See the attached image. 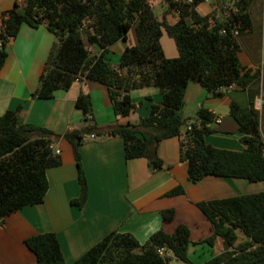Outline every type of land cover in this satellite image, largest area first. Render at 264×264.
Here are the masks:
<instances>
[{
	"label": "trees",
	"instance_id": "16d2710c",
	"mask_svg": "<svg viewBox=\"0 0 264 264\" xmlns=\"http://www.w3.org/2000/svg\"><path fill=\"white\" fill-rule=\"evenodd\" d=\"M163 1L167 11L178 13L173 24L158 19L148 0H22V6L15 2L2 13L0 69L8 54L7 43L21 24H45L56 37L32 93L36 98L50 99L56 90H67L84 78L103 84L114 114L126 117L136 107L131 90L156 86L161 92L160 103L151 105L139 123H116L106 128L91 121L90 95L79 92L74 106L81 111L84 125L62 135L73 146L80 188L78 197L70 201L72 205L82 207L87 199L88 184L78 150L86 135L120 136L126 160L145 157L152 171L162 168L157 145L181 135V128L187 125L179 110L190 80L200 83L212 97L222 96L224 88L235 85L247 92L248 105L241 107L234 101L229 105V114L242 132V150L207 143L204 135L213 131L208 125L213 115L204 107L197 110L180 141V160L187 163L188 179L192 183L206 176L264 181L261 111L255 107L258 95L264 99V70L243 65L238 56L242 39L255 31L250 12L253 0H231L234 9L222 17L215 12L222 0H216L206 15L196 10L205 0ZM132 26L137 44L126 46L113 65L107 57L109 47L126 40ZM164 32L174 40L176 57L164 54L160 43ZM91 45L100 49L98 55L91 53ZM18 110L0 115V225L11 212L43 202L48 190L46 170L61 163L50 148L55 133L31 123L18 124ZM182 193L183 186L176 185L165 195ZM195 205L210 223V234L195 244L212 247L220 237L224 246L201 264H264V190ZM160 214L163 221H171L175 209H163ZM237 231L244 236L240 242ZM190 234L189 227L180 223L171 233L158 229L140 243L128 232L113 230L71 263L64 260L54 232L31 235L24 243L34 253L36 264H170L172 258L192 264L188 256Z\"/></svg>",
	"mask_w": 264,
	"mask_h": 264
},
{
	"label": "crops",
	"instance_id": "0c3cea01",
	"mask_svg": "<svg viewBox=\"0 0 264 264\" xmlns=\"http://www.w3.org/2000/svg\"><path fill=\"white\" fill-rule=\"evenodd\" d=\"M148 1L158 19L164 18L169 24L177 21L178 13L167 11L163 0ZM15 2L0 0V29L2 13L11 9ZM17 3L23 4L22 1ZM157 3L159 11L155 10ZM215 3L216 0H205L196 10L200 15L209 14ZM164 34L160 43L165 56L176 57L178 50L174 40L163 38ZM55 43V35L45 24L31 27L23 23L17 35L7 43L8 54L0 69V115L19 107L18 124L31 123L54 132L56 136L51 145L59 150L61 160L59 165L46 170L48 190L43 202L24 206L5 216L0 225V264H36L34 253L24 243L25 238L34 234L54 232L64 260L71 263L113 230L128 232L143 243L158 229L171 233L180 223L189 227L192 219L186 213L191 212H196V220L206 224L208 230L193 241L195 243L210 234V223L196 207L197 202L242 194L241 189L263 184L264 181L216 176H206L192 183L188 179L187 163L180 160V141L185 126L181 128V135L158 143L156 152L163 165L157 171L151 170L145 157L126 160L120 136L86 135L78 150L88 184L87 199L82 207L72 205L70 201L78 197L80 188L73 146L62 135L82 127L83 115L74 106L79 92L90 95L92 113L88 117L100 128L116 123H139L148 115L151 105L160 103L161 92L156 86L131 90L130 97L136 107L126 117L114 114L103 84L84 78L74 81L67 90H56L50 99L36 98L32 93L39 85L40 74ZM135 44L137 38L132 26L126 40L109 47L107 57L116 65L123 49ZM89 50L95 55L100 53L94 45L89 46ZM238 56L243 65L256 67L243 48ZM231 101L246 107L247 92L234 85L225 89L222 96L212 97L200 83L190 80L179 113L187 118L188 125L195 120L200 107L206 108L213 115L208 123L213 131L204 135L205 141L218 148L242 150L244 145L239 140L242 132L229 114ZM176 185L183 186L184 193L166 196L165 193ZM167 208L175 209L171 221H163L160 214ZM216 243L221 244L222 239L217 237L214 245Z\"/></svg>",
	"mask_w": 264,
	"mask_h": 264
},
{
	"label": "rangeland",
	"instance_id": "374dc122",
	"mask_svg": "<svg viewBox=\"0 0 264 264\" xmlns=\"http://www.w3.org/2000/svg\"><path fill=\"white\" fill-rule=\"evenodd\" d=\"M159 3L155 5V10L159 11ZM218 9V10H217ZM216 14L220 15L221 17L225 15L228 11H230L233 8V2L231 0H222L221 3L217 6ZM219 11V12H218ZM250 12L253 18V25H254V32L251 34H248L245 36V41L242 39L243 44V50L248 53L251 60L256 65L255 68L260 67L264 70V48H263V41H264V0H253L251 6H250ZM218 15V16H219ZM163 38L169 39L173 41L171 37L164 34ZM258 47V49H257ZM258 53V54H257ZM114 58H112V61ZM258 60V64L255 62ZM263 74V71H262ZM190 103H187V106H189ZM264 99L261 97V94L257 96L255 101V107L261 111L260 114V130L262 134V138L264 140V109L263 108ZM189 115H192L190 113ZM193 116V115H192ZM84 123L82 122L81 126H83ZM262 183V182H260ZM252 185V184H250ZM256 185V184H254ZM247 189H241V193H253L257 192L259 190H264V182L263 184H259V186H250L246 187ZM200 215H202L199 212ZM186 215L191 216L192 222H190L189 229L191 233V242L188 246V256L192 262V264H201L205 261H207L211 255L218 254L221 252L224 248L223 242L221 244L216 243L214 246L210 247L207 243H193V241L198 240L202 234H207V228L206 224L202 225L200 223V220H196V212L186 213ZM203 216V215H202ZM238 234V240L237 242H240L244 239V236L240 231H237ZM200 241V240H199ZM168 255L169 252H167ZM170 264H189L184 263L182 261H179L175 258H172L170 261Z\"/></svg>",
	"mask_w": 264,
	"mask_h": 264
},
{
	"label": "built area",
	"instance_id": "2783aa9c",
	"mask_svg": "<svg viewBox=\"0 0 264 264\" xmlns=\"http://www.w3.org/2000/svg\"><path fill=\"white\" fill-rule=\"evenodd\" d=\"M14 1H16V2H19V1H22V0H14ZM177 2H181V1H183V0H176ZM186 2H191V0H185ZM233 34L234 35H237L238 34V31H237V29H233ZM232 86H229L228 88H231ZM224 90H225V88H224ZM217 122H220V119H217L216 120ZM191 127H190V125H186L185 126V130H189ZM184 130V131H185ZM50 148L53 150V153L54 154H59V150L58 149H55L54 147H53V145H50Z\"/></svg>",
	"mask_w": 264,
	"mask_h": 264
}]
</instances>
